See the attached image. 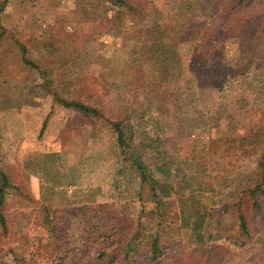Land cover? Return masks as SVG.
Masks as SVG:
<instances>
[{
  "label": "trees",
  "instance_id": "1",
  "mask_svg": "<svg viewBox=\"0 0 264 264\" xmlns=\"http://www.w3.org/2000/svg\"><path fill=\"white\" fill-rule=\"evenodd\" d=\"M180 1V9L185 13L181 21L176 19L179 15L176 12L166 15L158 10L152 13L145 11V0H77L76 9L80 11L78 23L93 22L98 25L94 31L97 27L104 29L108 40L105 49H111L108 44L119 37H127L139 46L138 53L126 58L120 70L109 69L108 72L113 77L131 80L129 96L140 89L133 97L134 102L119 108L122 119L113 124L118 133V143L121 147L127 146L121 124L131 117L130 112L137 115L139 112L155 111L159 117L165 118L162 122L164 131L166 129L164 137H172V145L170 153H166V164L155 166L153 173L166 183L174 179L176 194L187 203V207L176 209L167 226L163 221L156 222L155 214H159L154 206L148 209L147 202L152 198L159 208L164 199L144 168H139L142 183L137 200L90 205H41L40 208L22 212V226L32 225L24 232H40L39 239L32 244L33 250L27 258H23L28 264H214L213 259L220 257L221 253L216 247H211L212 251L208 249L206 242L211 241L213 236L206 235L203 230L210 225V220L221 229L230 217L238 221V232L245 234L240 247L253 243L242 206L247 194L253 199V209L258 211L261 209L260 200H264V108L258 110L247 105L251 97L264 96V15L244 35L230 37L228 14L236 10L234 6L228 4L222 9L221 5L204 7L188 0ZM191 28H198L201 34L189 46L191 54L187 56L171 38L174 33ZM74 37L75 30H67L60 38L62 48L57 50L65 51ZM43 46L48 45L44 42ZM47 49L49 54L56 52ZM20 50L24 63L38 69L35 62L28 58V49L20 44ZM72 53L75 54V51ZM71 61L80 65L75 57ZM181 84H188V91L193 86L197 90L207 89L214 99L219 92L225 93L227 113L249 108L250 130L241 137L230 139L238 144L236 148L241 152H261L257 159L261 174L238 172L237 177L230 181L224 179L210 186L215 177L211 176L213 174L208 166L207 149L211 140L224 137L225 118L215 111H206L197 97L180 96ZM145 91L150 94L146 95ZM51 101L74 109L90 120L103 118L95 106L65 101L55 94ZM171 121L173 129L171 125L166 126ZM41 128L44 130V123ZM39 136L42 137L41 132ZM11 188L10 177L0 169V253L4 254H14L27 245L26 240L17 238L18 228H15V223L11 224L7 210ZM182 193L185 197L181 196ZM207 197L212 202L211 207L204 205V198ZM212 207L217 208L211 210ZM134 208L141 214H138L140 230L135 235L126 238L115 228L100 234L88 233V228L94 227L102 215H109L111 222H117L125 217L126 211L129 213ZM144 216L152 224H145ZM236 221L222 231H233ZM160 231L170 234V247L166 251L177 247L171 233H176V237L183 231L180 240L185 242V249L181 255L180 252L175 255L171 263L166 261L169 260L168 255L159 258L163 254ZM80 245H83L81 250ZM88 248H94L96 252L89 260L86 258L91 253ZM188 256H192L191 260ZM0 264H5L1 257Z\"/></svg>",
  "mask_w": 264,
  "mask_h": 264
},
{
  "label": "rangeland",
  "instance_id": "2",
  "mask_svg": "<svg viewBox=\"0 0 264 264\" xmlns=\"http://www.w3.org/2000/svg\"><path fill=\"white\" fill-rule=\"evenodd\" d=\"M241 1L188 0L189 3H196V6L221 5L222 9L228 4L234 6L236 10L228 14L230 37L244 35L248 30L254 28L255 24L259 23L260 17L264 15L262 13L264 12V0H244L242 3ZM76 3L77 0H0V169L6 172L13 184V188L10 190L11 197L7 204L11 224L15 223L17 226L15 228H18L17 238L27 241L26 247L16 250L14 254L0 253L2 262L5 264H28L23 258L29 256L33 250L32 244L39 239V231L31 230L25 233L31 229L32 225L22 226L23 216L20 215L22 212L40 208L41 205H76L83 203L84 200L68 196L70 191H66L65 188L58 192L47 187L46 180L56 176V169L54 166H47V161L49 164L52 162L56 164L58 160L56 153H52L51 157L48 158L47 155L44 157L46 162L44 164L41 152L44 140L42 137L40 138L38 131L44 114L50 111V105H58L60 110L65 109L62 104L51 101L52 96L55 94L65 101H77L95 106L99 112L107 113L106 117H112L111 112L117 110L115 108L121 104L128 105L126 102L130 101L129 85L131 80L127 77L120 79L113 77L108 72L109 69L120 70L126 58L138 53L139 46L127 37H119L108 44L112 47L111 49H105L108 40L106 35L104 36V29L97 27L94 31L97 23L93 22L78 23L80 11L76 9ZM181 5L182 1L180 0H145L144 10L149 13L158 10L166 15L176 12L179 14L176 19L181 21L185 18L182 16L185 13L180 9ZM67 30H75V37L69 42L67 41L68 48L65 51L57 50L58 47L62 48L60 38L64 37ZM200 34L198 28H191L174 33L171 39H175L173 43L180 46L185 55L190 56L189 46L192 42H196L195 40L199 38ZM44 42L49 49L56 50L55 54H49L47 47L43 46ZM20 44L28 49V58L33 60L40 70L24 63ZM73 51L75 54L72 53ZM74 57L78 59L80 65L72 63L71 59ZM150 73L153 72L150 71ZM186 85L188 84H181L178 92L180 96L197 97L202 101L206 111H215L214 113L223 114L225 118L224 137L211 140L207 149L208 166L213 174L211 176L215 177L214 180H211L210 186H213L212 184L215 182H222L224 179L230 181L237 177L238 172L261 174L257 168V159L261 152H258L259 150L241 152L236 148L238 144L231 140L248 133L251 124L249 108L258 110L264 108V96L251 97L247 104L249 108L244 111L227 113L225 93L219 92L214 99L209 90H197L193 86L188 91ZM139 91L140 89L134 91L133 96ZM146 93L149 92L145 91ZM91 96H93L92 99ZM219 96H221L220 99ZM96 97L98 99L95 100ZM73 116L75 117V114ZM102 116L101 119L92 118L90 120L77 115L73 127L65 129L64 132L61 131L63 145L70 148L71 151L81 144H87L88 141H84L88 132L85 127L87 122L94 121L103 124L105 116ZM72 134L80 135L73 136H77L76 141L70 142V144L69 140ZM129 134L130 132L127 133V136L132 138ZM136 134L138 136H134V138L136 137L137 146L143 148L141 152L147 158L152 154L144 146V142L147 140H145V136H140L142 134ZM53 150L54 148L50 151ZM156 155L158 156V154ZM160 157H158L159 162H161ZM148 176L156 184L159 195L164 200L159 208L157 202H153L152 198L149 199L146 206L148 209H152L154 206L155 211L159 214L158 216L155 214L154 219L156 222L163 221L167 226L175 210L187 207V203H184V200L176 194L174 179L173 182L166 183L150 173ZM43 177L46 184L44 189L42 187ZM181 196L185 197L183 193ZM204 199V205L208 207L212 202L209 197ZM260 202L261 209L259 211L253 209V199L247 194L242 206L253 243L240 247L245 239V234H240L241 231L238 232L240 228L236 220H234L236 222L233 229L230 227L233 231H222V229L227 230V227L233 224L234 221L231 217L229 221L226 220L223 223L221 229L211 220L210 225L204 228L203 232L206 235L213 236L211 241L206 242L208 249L212 251V248L216 247L217 251L221 253L220 257L213 259L214 264H264V200H260ZM216 208L212 207L211 210H216ZM137 210L134 208L129 213L126 211L125 217L119 218L117 222H111L109 215H102L94 223V227L88 228V233L100 234V232L115 228V231L122 236L131 237L140 230L139 215L141 214ZM218 220L220 221V218ZM143 222L152 224V221L145 216ZM182 232L180 231L176 237H174L176 233H171L177 247L175 250L170 248L167 251L166 248L170 247L168 246L170 234L166 231L162 232L164 234L159 232L162 237L163 252L160 259L168 255L170 257L166 261L171 263L175 255L179 252L181 255L185 249V242L180 240ZM82 246L80 245L79 250ZM88 249L91 253L89 257H86L87 260L96 255L94 248ZM117 253L120 252L115 254Z\"/></svg>",
  "mask_w": 264,
  "mask_h": 264
},
{
  "label": "crops",
  "instance_id": "3",
  "mask_svg": "<svg viewBox=\"0 0 264 264\" xmlns=\"http://www.w3.org/2000/svg\"><path fill=\"white\" fill-rule=\"evenodd\" d=\"M133 97L131 96L130 101L127 100L126 103L134 102ZM122 106L124 105L121 104L115 108L117 110L111 112L112 117H106L107 113L100 112L105 116L103 124L88 121L85 126L88 132L84 140L88 143L81 144L70 151V148L63 145L61 131L64 132L65 129L72 128L77 115H81L83 118L84 116L71 108L60 110L58 105H50V111L44 116L42 114L44 117L42 124L44 123L45 128L38 131L42 133V140H44L41 147L42 158L44 159L46 155L49 158L52 153H56L58 160L56 164L53 162L49 164L47 161V166H54L56 169V176L46 180L47 187L58 192L65 188L66 191H70L68 196L84 199L83 203L76 205L134 201L139 198V188L142 183L139 168H144L147 175L150 173L155 176L154 167L166 164L172 137H164L166 129L164 131L165 125L162 122H165V118L159 117L155 111L139 112L137 115L130 112L131 117L125 119L121 124V130L125 134V145H127L121 147L118 143L116 127L113 124L120 118L122 119L119 109ZM173 124L171 121L166 126L170 127L171 125L173 129ZM128 132L132 138L127 136ZM136 133L142 134L140 136H145L144 138L147 140L144 142V146L146 150L152 152L147 158L141 152L143 148L137 146L136 137L134 138V136H138ZM75 135L80 134H72L69 143L76 141L77 136L73 137ZM166 135L169 136L168 133ZM52 148L54 150L50 151ZM70 156L72 157L68 160ZM158 157L161 158V162ZM43 161L45 164V159ZM42 181L44 189L46 185L44 177Z\"/></svg>",
  "mask_w": 264,
  "mask_h": 264
}]
</instances>
